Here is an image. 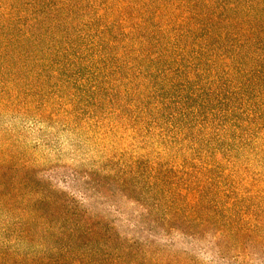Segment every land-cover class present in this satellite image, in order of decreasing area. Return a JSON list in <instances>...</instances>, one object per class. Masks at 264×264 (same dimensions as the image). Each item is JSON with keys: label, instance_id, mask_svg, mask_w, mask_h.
<instances>
[{"label": "trees", "instance_id": "1", "mask_svg": "<svg viewBox=\"0 0 264 264\" xmlns=\"http://www.w3.org/2000/svg\"><path fill=\"white\" fill-rule=\"evenodd\" d=\"M0 117L102 146L0 126V264H264V0H0Z\"/></svg>", "mask_w": 264, "mask_h": 264}, {"label": "rangeland", "instance_id": "2", "mask_svg": "<svg viewBox=\"0 0 264 264\" xmlns=\"http://www.w3.org/2000/svg\"><path fill=\"white\" fill-rule=\"evenodd\" d=\"M0 126L11 131L10 135L20 142L17 141V143L24 146L28 160L41 166V171H46V173L61 175V173L75 170L83 173L88 166L85 165L84 160L92 155V159L97 158L99 154H95V152H99V149L102 148L101 145L95 144L93 141H83L80 136L76 137L70 132L51 130V133L47 134L46 126H40L33 120H25L20 117H0ZM1 138H3L2 135H0V140ZM33 183L35 184V181ZM132 194L134 198L136 194Z\"/></svg>", "mask_w": 264, "mask_h": 264}]
</instances>
